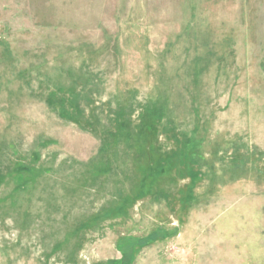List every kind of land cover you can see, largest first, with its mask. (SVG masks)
Listing matches in <instances>:
<instances>
[{
    "label": "rangeland",
    "instance_id": "rangeland-1",
    "mask_svg": "<svg viewBox=\"0 0 264 264\" xmlns=\"http://www.w3.org/2000/svg\"><path fill=\"white\" fill-rule=\"evenodd\" d=\"M0 264H264V0H0Z\"/></svg>",
    "mask_w": 264,
    "mask_h": 264
},
{
    "label": "trees",
    "instance_id": "trees-1",
    "mask_svg": "<svg viewBox=\"0 0 264 264\" xmlns=\"http://www.w3.org/2000/svg\"><path fill=\"white\" fill-rule=\"evenodd\" d=\"M142 240V239H141Z\"/></svg>",
    "mask_w": 264,
    "mask_h": 264
}]
</instances>
